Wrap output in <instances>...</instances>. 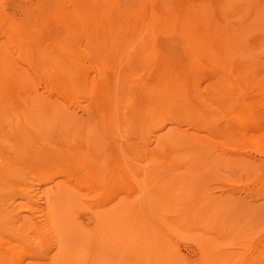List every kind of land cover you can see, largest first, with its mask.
<instances>
[{
	"label": "rangeland",
	"instance_id": "374dc122",
	"mask_svg": "<svg viewBox=\"0 0 264 264\" xmlns=\"http://www.w3.org/2000/svg\"><path fill=\"white\" fill-rule=\"evenodd\" d=\"M92 1L108 6L110 15L105 16L106 23L95 21L99 27L89 33L104 38L106 32L99 28L110 26L114 41L130 44L116 75L107 69L114 63L112 47L93 46L96 52L93 47L90 52L89 45L79 56L87 64L89 79L96 76L115 82L111 111L104 118L107 110L95 102L97 91L65 102L57 92H48L43 78L35 81L34 89L45 98L42 103L48 96L60 100L55 101L56 107L0 109V167L4 154L12 152L16 165L9 168L15 165L22 173L7 177L0 168V183L5 185H0L5 188L0 189V233L10 241L0 240V264L9 263V255L19 247L25 253L14 260L22 264H202L206 244L209 260L205 264H264V144L243 140L237 121L216 115V101L221 100L261 124L264 121V0ZM60 5L62 0H0V20L21 34L32 32L28 36L39 41L52 37L50 26L56 23L53 15ZM68 23L74 28L82 24L75 19ZM3 30L2 26L0 47L15 62L21 61V49L11 33ZM76 39L75 45L80 43V37ZM100 55L109 63L107 67L98 65ZM208 65L246 74L234 82L242 101L212 87L215 74L207 73ZM169 70L183 78L185 97L197 102L198 121L185 122L165 109L149 113L145 107H136L142 90L172 88L174 78L160 75ZM193 70L201 72L198 78L191 75ZM88 101L89 109L84 105ZM161 134L169 142L161 148L163 157L154 160L151 152L159 146ZM80 147L91 156L89 168L99 162L101 168L104 163L102 171L99 168L101 183L90 176L85 183L79 166L65 155L75 150L80 155ZM36 148L61 151L66 157L56 164H67L63 170L69 176L55 172L53 166L45 170L36 159H29ZM45 174L49 178L44 179ZM63 179L65 183L57 182ZM45 207L56 211L60 207L59 219L63 212L68 215L66 220L82 232L79 235L88 238L87 249L83 241L78 251L69 249L75 242H65L68 253L56 255L59 248L50 231L56 226L50 229ZM99 213L105 215L102 230L97 227ZM108 226L114 233L113 244L104 241ZM65 229L59 232L62 240Z\"/></svg>",
	"mask_w": 264,
	"mask_h": 264
},
{
	"label": "bare ground",
	"instance_id": "6f19581e",
	"mask_svg": "<svg viewBox=\"0 0 264 264\" xmlns=\"http://www.w3.org/2000/svg\"><path fill=\"white\" fill-rule=\"evenodd\" d=\"M96 2L97 1L94 2L92 0H62V5H60L59 9H57L56 14L53 15V16H56V19L54 18L56 23L53 22V25L50 26L51 30L53 31L52 37H47V38L45 37L46 39L39 40V41L34 40V38H31V36H28L29 34H32V32L25 35L23 33L21 34L22 31L19 30L20 33H18L19 31L17 32L14 29L15 27H13L12 25H10L7 22L3 23L5 21L2 22L0 20V28L3 26V28H4L3 32L11 33V35H12L11 40H13L17 44V46L21 49V53H22V54H18L21 61L15 62L13 59H11L9 57V55L5 52V50L3 51V48L0 47V109L6 108V109H4L6 111H21V110H26V109L28 110L29 109L28 107H30L31 105H33V106L30 107V110L31 109L41 110L44 108L51 109L52 107H56L55 101H60V100H58L57 98L52 99L48 96L46 101H44V103H42L41 99H43L44 97L39 95V93H37L34 89L35 81L39 80L40 78H43V81L45 83V87H47L48 92H50V91L51 92L52 91L57 92L61 96L62 100H64L65 102L66 101L67 102H70V101L74 102L79 97L89 96L90 91H97L96 92L97 96L95 95L96 96L95 102L98 103L99 107L101 106L107 110V111L105 110L106 112H105L104 118L107 117L108 112L111 111V105H112L111 102H112V100H114L113 92H114V88H115V82L111 81V80H109V81L103 80L102 81L100 79H98L99 80L98 81L95 78L96 76L95 77L93 76L89 79L88 78L89 76H87V64L85 65L83 62H81L83 60V58L80 61L79 56L81 55V53L83 51V47H86V49L87 48L89 49V45L91 46L90 47L91 49H89V51L90 50L92 51V49L94 48L93 46H98V45H99V48L103 47V50H105L104 48H106V47L107 48L112 47L114 49V51H113L114 54L111 51V53L114 56V63H113L112 67H107L108 65L107 66L105 65V64H109V63L108 62L104 63V60H103L101 55H100L101 57L100 56L98 58L96 57V59L99 60L98 65L100 67L103 68L105 66V67H107V69L108 68L111 69V72L113 71L114 75H116V73L118 71V65H121L124 62V60L127 58V52L125 53V50L128 47H130V44H129V42H127V40L114 41L113 35H112V30H111L110 26H102L101 25L102 27L99 28L100 31L105 30L106 34H105L104 38H100V37H97V36L89 33V31L92 28L99 27L95 21H97L99 19L105 21L106 20V19H104V18H106L105 16L108 17V15H110V14H108L109 13V10H108L109 8L107 9L108 6L104 5L103 3H102L103 5L99 6V5L95 4ZM42 3H44V2H42ZM45 3H46V1H45ZM100 3L98 2V4H100ZM33 6H34V4H33ZM35 6H37V5H35ZM42 6H43V4H42ZM121 6H123V5H121ZM23 7H22V9H23ZM26 7H28V6H26ZM39 8L41 9V7H39ZM37 9H38V7H37ZM18 12H19V10H18ZM3 14H4V12H3ZM115 14L114 15L117 16L118 12H115ZM66 15H67V17L64 19V17ZM112 16H113V13H112ZM124 16H127V15H124ZM51 17H52V15H51ZM67 19L68 20L69 19H75V20L80 21L82 24H81V26L78 24L79 26L78 27L75 26V28H74L70 25V23H72L73 21L72 22L70 21V23H68ZM23 20L25 21L24 18H23ZM38 22H41V21L39 20ZM105 23H106V21H105ZM133 24H140V23L134 22ZM40 25H41V23H40ZM30 27H32V26H30ZM27 31H26V29H24V33ZM32 31L35 32V30H33V29H32ZM48 33H49V31L46 34H48ZM76 36H77V39H79V37H80V43H76V45H75L73 38ZM77 39H76V41H78ZM94 49L96 52V48H94ZM105 53H106V51L104 52V54ZM97 55H98V53H97ZM88 57H89V55H88ZM110 59H111V57H110ZM119 60L121 63L119 62ZM194 62L196 64V61H194ZM98 65L96 66L97 68H98ZM209 67L211 70L207 73H210L212 71L215 74V77L213 78L214 80L211 81L212 87H216L220 90L229 92V94L232 93V96L235 95L236 98L239 99L238 101H242L243 98L237 93L236 85L234 82H235V80H241V79L245 78L246 74L244 72L239 73V74L238 73L231 74L230 72L219 70L217 68L212 69L213 65H211ZM90 71H92V70H90ZM100 71H101V69H100ZM113 72H112V74H113ZM198 73H201V72L193 70L191 72V75L192 76L196 75L195 78H198L200 75ZM98 74H100V72ZM160 75L163 76L165 79L174 78L172 88L169 91H167V90H158V91L142 90L141 93L139 94V97H141V99H138L136 107H142V108L145 107V109H149L148 111H146L149 113L154 112L155 110L165 109V110L171 112L172 114H174L177 118L184 119L185 122L198 121L197 113L200 110V108L199 109L197 108V102H195L192 99L189 100L188 98L185 97V89L182 87V84H181L183 78L181 76H177L175 70L174 71L169 70V71L163 72V74H160ZM202 75H203V73H202ZM203 76H205V74ZM231 76H233V78L230 79ZM206 77H208V76H206ZM236 77H238V78L236 79ZM104 81H105V83H104ZM91 93H93V92H91ZM53 100H54V102H52ZM50 103L53 104L54 106L50 105ZM91 103H92V101H91ZM84 105H85V108H87V109L90 108L89 101L87 102V104H84ZM216 107L219 108L217 111L218 114H216V115L220 116V113H221V117H225L228 120L230 119L232 121H237L239 123L240 136L243 138V140L246 139L247 141H249V143H251L255 146H260L261 144H264V121H262V124H261V122H259V120L257 118L251 117L250 115L246 116L244 113H241V111L236 110V108L233 107L232 104L229 102L224 103L221 100H217L216 101ZM96 108H97V106H96ZM100 113H101V111H100ZM100 115H102V114H100ZM219 118L220 117H214L213 119H219ZM246 119H248V120L246 121ZM246 122H249V125H247ZM105 123H106V121H105ZM256 125H259V126H256ZM223 131L226 132V129L224 128ZM223 140H226V139H223ZM26 141L27 140H25V142ZM168 142H169V140L167 137H165V134H161L157 137V143L159 146L152 150V152H151L152 159L155 160V159H159V158L163 157L162 155H164V154L161 152V148L164 147L166 144H168ZM80 145H81V143H80ZM34 147H36V145H34ZM64 147H66V145ZM68 147H70V144L68 145ZM80 148L82 149V147H80ZM47 149H49V148H47ZM47 149L45 147L44 150H47ZM50 149H51V147H50ZM71 149H73V148H71ZM35 150H37V148L34 149L33 151H35ZM51 151L50 152L49 151L43 152V149H42V151H40V152H38V151L32 152L29 159L30 158L36 159L41 164L43 169H45V170H49L48 168L49 167L52 168V166H53L52 170H55V172L58 171V173H60V174L62 172H64V173H66V176H69L68 172L64 171L65 170L64 167L67 166V164L64 167L58 164L60 166L59 169L57 167L58 165L56 164V163H58V160H61L62 158L64 159L66 156H69V158L72 159L74 161V163L79 166V168H80L79 176L81 178H85V183H89V176L94 177L95 179H97V181L99 183H101L103 175L101 176L99 174V170L101 169V171H102V165L104 163L101 165V168L99 166L100 162L94 164L92 167L89 168V164H90L89 159H91V156H88L89 153L87 152L88 151L87 149H86V153H84L85 151L83 152V149L80 150L81 151L80 155H79V151L77 153V150H75V152L77 154H75V152L71 153V151H69L68 154H65L66 156L64 155L65 157L63 156L61 151L60 152L53 151L54 153ZM63 153H65V152H63ZM93 153L95 154L94 151H93ZM93 153H91V155ZM20 155L21 154H19V162H21V160H20L21 156ZM15 157H16V154L15 153L13 154L12 152L7 151L4 154V163H3L4 165L1 164V167H0L1 169H3V171L1 169H0V171H2L3 174L5 171L6 176H7V174L10 177H11V174H18V172H17L18 170L15 168L16 162L14 163V160L16 161ZM98 159H101V157L99 156ZM49 160H50V162L52 160H55V161H52V164H51V163H48ZM37 161H36V163H37ZM12 164H15V165L13 167L9 168ZM75 164H73V165L75 166ZM54 165L56 166L55 168H57L58 170L54 168ZM21 166H22V164H21ZM61 167H63V168H61ZM73 170H72V172H73ZM50 172L51 171H49L48 173H50ZM21 174H20V176H21ZM43 174H44V172H43ZM55 174H57V173H55ZM52 175H54V174H52ZM70 175H72V174H70ZM76 176H77V174H76ZM16 177H17V175H16ZM47 178H49V177H47V175H46L44 177V179H47ZM50 178H52V177H50ZM8 180H10V179H8ZM16 180L17 179L15 178V181ZM74 180H76V179H74ZM64 181L65 180L63 179V181L59 180L57 182L58 183H65ZM1 182L5 183L4 181H1ZM0 185H3L5 187L4 184L0 183ZM3 186L1 188H3ZM61 188H63V187H61ZM61 188L58 189L56 187V190H59V192L64 191V190H61ZM4 190H5V188H3V191ZM59 208L57 210L58 212H59ZM57 211L52 210L49 207H45V211H44L45 220L47 221L48 225L50 224V226H49L50 229H53V227L56 226L55 229L50 230L55 234V237H53V236L52 237L55 238L54 242H55L56 246H58L57 248H59L56 255L61 256L64 253L65 254L68 253L67 246L64 245L65 242H72V243L75 242V244L73 246H70L69 249H72L73 251L80 250L82 248L81 242L83 241L84 242L83 245L84 244L86 245L88 238L82 237V234L79 235V233H82V232H80V231L78 232V230L75 227H73L72 222L69 223V220H66V219H68V215H66L63 212L64 216L61 219H63L62 222L64 223V225L62 228L63 229L66 228L67 231L63 232V240H62L61 239L62 235L60 236V233H59V232H61L60 229H62V228L59 229V225H60L59 222L61 219H59L60 214ZM102 214L103 213H99L98 217H97V227L100 228L101 230L105 229V223H104L105 215H102ZM44 225H45V223H44ZM48 225H47V228H48ZM45 226H44L43 230L46 229ZM56 228L59 230H57ZM110 228L111 227L108 226L107 234L104 238L105 240L104 239L103 240L109 241V244L110 243L113 244L112 239H113L114 233L112 232L113 230H110ZM65 230H63V231H65ZM46 232H48V231L46 230ZM54 234H52V235H54ZM50 236H51V233H50ZM81 237L83 238V240ZM107 238H109V240ZM7 239L9 240V238H4V236L1 235V233H0V240L4 241L5 243H10V241H8ZM79 245L81 247H78ZM85 245H84V247H85ZM88 245H89V242H88ZM88 245H86L85 249H87ZM112 246L114 247V245H112ZM132 246H136V245L132 244ZM204 248H206L205 253L201 256V259H200V262L202 264H205L209 260V255L206 252L209 249V245L206 244ZM19 253L24 254L25 251H23V249L21 247L17 248L15 250L14 254L9 255L10 262L9 263L5 262V263L6 264H22V262H18L19 259L14 260V257L16 255H18ZM216 254H218V252H216ZM58 258H60V257H58ZM44 263L48 264V262H44ZM25 264H32V263L27 262ZM36 264H38V263H36ZM39 264H43V263H39Z\"/></svg>",
	"mask_w": 264,
	"mask_h": 264
}]
</instances>
